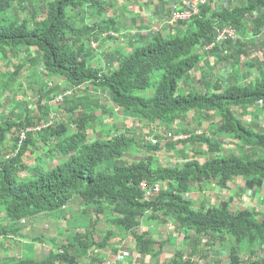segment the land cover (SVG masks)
Segmentation results:
<instances>
[{
    "label": "trees",
    "instance_id": "16d2710c",
    "mask_svg": "<svg viewBox=\"0 0 264 264\" xmlns=\"http://www.w3.org/2000/svg\"><path fill=\"white\" fill-rule=\"evenodd\" d=\"M25 1L0 0V62L8 67V56H25L12 70L0 67V107L4 96L22 91L26 65L28 83L41 77L36 113L25 106L24 117L0 121V217L5 221L0 235L8 227L18 232L25 226L21 220L60 213L76 203L73 212L94 218L67 221L66 238L42 259L7 258L0 264H100L110 241L129 238L134 251L156 257L165 241L143 231L144 221L171 223L185 234L184 247L162 264H197L194 256L204 264H264V211L237 201L258 195L264 203V66L247 81L259 59L243 54L264 27V0L231 7H216L214 0L199 3L197 13L168 22L166 32L163 26L149 30L146 39H125L121 59L108 70L96 64L99 49L94 51L92 43L125 36L116 25L119 18L109 13L112 0H40L39 9ZM85 6L94 9L95 20L81 14ZM226 26L237 37L207 49L215 30ZM203 53L222 63L240 62L227 75L212 73L201 65ZM198 67L204 72L199 91L187 79ZM67 89L71 92L55 102ZM106 101L120 110L119 126L106 116ZM258 117L263 131L256 129ZM162 130H175L178 138L158 142L167 137ZM9 134L11 153L4 155ZM179 146L192 148L191 154L185 159L175 154L178 159L170 165L159 162L158 153L178 152ZM128 153L140 157L130 159ZM142 181L160 183L161 189L146 197ZM206 186L235 190L214 202L204 193ZM194 190L203 193L198 203ZM102 221L108 226L97 240L95 226ZM217 239L221 248L209 259ZM185 254L189 258L183 259Z\"/></svg>",
    "mask_w": 264,
    "mask_h": 264
},
{
    "label": "rangeland",
    "instance_id": "374dc122",
    "mask_svg": "<svg viewBox=\"0 0 264 264\" xmlns=\"http://www.w3.org/2000/svg\"><path fill=\"white\" fill-rule=\"evenodd\" d=\"M126 1L128 2L126 9H128V6L132 5V1L131 0H126ZM214 1H215L214 5L216 7H221V6L231 7V6L235 5V4L241 3L243 0H214ZM121 2H122L121 0H112L111 1L112 8H111L109 13H113V15H117V12H118L117 8L119 7L118 5H120ZM40 3H42L40 0H26L24 2V5L30 4L31 6H34L36 9H39L40 8ZM43 4H44V2H43ZM160 9L162 10L163 8L160 7ZM68 10H70V9H68ZM153 10H155V8L151 7V12L149 14H153ZM80 12H81V14L83 16H86V14L88 15L90 13L93 18L90 17V16H88V18L92 19V20L96 19V17L93 16L94 9L91 8L90 6L83 7ZM120 12H121V10H120ZM149 14H147V15H149ZM143 16H144V18L146 17V15H144V14H143ZM128 17H129V13L124 15V19L125 20H124L123 24L126 25V22L128 21L127 20ZM249 21H250V24H252L251 19ZM165 26H166V29L164 31L166 32L168 30V26L167 25H165ZM131 27L129 25H127L128 31L129 30L130 31L131 30H135L136 31V35H134L135 37H142L143 38V36H144V38L146 39L149 36L148 34L146 36L142 35L141 34V30L137 29L138 27H135L133 29ZM121 32H126V31L123 30ZM255 37H256V40H257L255 42V44H252V45L248 46L243 51L244 56H248L250 58H256L257 57L259 59V60H256L257 63H256V61H254L256 63V67L251 69V70L254 71V74L251 73L249 78L247 79V81L253 80L254 76H256L260 72L259 69L261 68V66H264V27L262 28V32L257 34ZM130 38H131V35H129V33H128L127 35L125 34V36H124V38H123V40L121 42H109V41H107V43L104 42L103 43L104 50L101 51V53L99 51V54H100V59H99L100 61L99 62H102V64H105L106 67L111 68V66L116 64L118 59H120L122 57L121 56L122 55V47L126 45L125 39H130ZM87 47H88V49L90 51H91L92 48H93L94 51H96V49L97 48L99 49L100 46H98L97 43H94V47L92 46V48H90V45L87 46ZM22 56H24V55H21V57H19V58H14L12 56H8V59H7L8 67L5 66V64H3L2 62H0L1 70H3V71H7L6 69L12 70L14 68V65L17 64L18 61L22 62V61L25 60V58H24L25 56L24 57H22ZM95 62L97 63L96 60H95ZM239 62H240V60L238 58H234V59L228 60L226 63H222V62L216 61L214 59V55L212 53H203L201 65L211 68L212 71H213L212 73H221L222 75H227L228 71H230L231 68L236 67V65H238ZM29 67H30V65H26L24 67L22 73L20 74V77L23 78V80H22V82H23L22 91H16L11 96H4L3 97L2 106L0 107V121H2L3 118L5 119V118H10L11 117V118H15L16 119L18 117H21V118L24 117V115L22 113V110L25 109V106L28 109H30V110H34V113H36L35 102H36V99H37V94H38L39 87L41 86V77H40V75H37V76L34 77L35 78V82L34 83H31V84L28 83V79H27L28 72L26 71V69L29 68ZM194 73H196V75L193 76V78L191 77L192 81L190 80V84H191V87H192L193 90L199 91V90L203 89V87H202L203 78L200 76V73H202V72H199L198 69H196V71L192 70V72H191V74H194ZM153 78L156 79L157 75H155ZM215 78L216 77L212 76V80H214ZM181 90L186 92L187 88L185 86H183L181 88ZM152 91H153V87L151 88L150 92H152ZM150 92H148V93H150ZM105 106L108 109V111H107V109L105 108L106 109V111H105L106 112L105 113L106 116L111 118L112 122L116 123L114 126H116V125L119 126L122 123V117H121L120 110L114 108L113 104L111 102H109V101H106V105ZM111 110H114L112 112H115V110H118V111L114 114V113H111ZM53 116H55V115L53 114ZM190 118L194 122L196 120V114L193 115L192 113H190ZM245 119L248 121L249 120V115L245 116ZM261 120H262L261 117H258V119L256 120V121L259 122L258 126L256 127V129L260 130V131H263L264 130L263 129L264 126L262 127L263 122ZM219 122H220V120L217 121L216 124L219 123ZM194 123H196V121ZM246 123H248V122H246ZM214 124H213V126H214ZM144 131H148L147 128H145ZM162 131H163L162 133L164 135H166L167 137L162 138V137L159 136L160 138L159 139L157 138L158 142L161 141L162 143H166L168 138L171 141L177 139L175 137V130H172L171 132L170 131L166 132V130H162ZM173 135H174V137H173ZM142 136H140V137H142ZM152 137L156 138L154 136H152ZM12 144H13V137L9 134V135H7L6 141L4 142V145L2 147V154L9 155L11 153L10 149L12 147ZM229 144L230 143H228L227 145H229ZM177 148H178L177 149L178 152H176V150L174 149V150H172V152L170 154L165 155V156L162 155L163 153H158L157 158H158L159 162H161L163 164H169L170 165V164L175 163L176 159H178V158H182V159L187 158L192 152V148H190V147H185L184 148V147L179 146ZM175 154H177L178 158L175 156ZM139 157H140V155L137 154V153H134V154L128 153V158H130V159H138ZM199 158H201V156H199ZM60 161H62V157H60L59 159H55V160L51 159L50 161H48L49 163H48L47 167L50 168V167H52L53 165H55L56 163H58ZM31 163H34V162L32 161ZM233 190H235L233 187L231 189V192H229L227 190L219 189L217 186L212 188V189L209 186H206L205 190H204V193L206 194V196H209L210 198H212L214 202H218L220 199L227 197V194L233 193L234 192ZM191 193H192L191 195L193 196L194 201L198 203L199 202V198L203 194L202 191H200V190L195 191L194 190ZM241 199L243 200L244 204L241 203V201L238 199L237 201H238L239 205H245V206H248L250 208L254 207L257 210H259L260 212L264 211V203H262V201H261L260 197H258V195L255 196L254 199L251 198L250 200L244 198V196H242ZM78 208H79V205H77V203H76V204L69 205L67 207V209L63 210V212L51 213V214L50 213H46L45 215H42L43 217H46V218H43V217L40 218V216L38 218L30 217V218H27V221H26L27 225H26V222H25V225L31 227V225L36 220H37V222L41 223L42 222L41 219L47 220V218H48L49 219L48 223L49 222L50 223L53 222L54 224L57 225L56 230L59 231L58 232L59 235H64L63 230L65 229V227H64L65 226L64 225L65 221H75L76 220L75 218H77V219L78 218H82V219L85 218V221L88 222V221H91L94 218V216H92V218H90V214H88V213L87 214H83V212H80V213L77 214V212H73V210H77ZM63 213H65V214H63ZM39 215H41V214H39ZM66 215H67V217H66ZM45 220L43 221V223L41 225V229L38 226L36 228V230H35V232L36 231L39 232L40 230H41V232L39 234H34V232H33L32 235L45 237L44 233H46V231L49 232V230H50L49 227H44ZM23 221H25V220H23ZM144 222H146V221H144ZM143 224L145 225V223H143ZM163 225H165V224H163ZM97 226L99 228H102V226H105L107 228L108 223H105V221L104 222H99V224L97 223ZM106 228L101 230V232H98V230L94 231V234H95V237L97 238V240H99L102 237V235L106 231ZM81 229L83 230V228H81ZM96 231L99 233V235H96ZM150 231H151V229H150ZM151 232H153V231H151ZM56 235H58V234H56ZM181 237H182V235H181ZM63 239L64 238H61V239H59V241L60 240L64 241ZM206 239H203V242ZM204 248L206 249V247H204ZM219 248H221V245L219 243V240L217 239L215 241L214 246L212 248L208 249V251L211 250L209 252V259L215 257V255L218 252ZM261 254L263 256V251H262ZM195 257H197V256H195ZM221 259L224 262H226L227 259H228V256H223ZM199 260L192 261V263H194V262H196L197 264H204L205 263V259L201 258Z\"/></svg>",
    "mask_w": 264,
    "mask_h": 264
},
{
    "label": "crops",
    "instance_id": "0c3cea01",
    "mask_svg": "<svg viewBox=\"0 0 264 264\" xmlns=\"http://www.w3.org/2000/svg\"><path fill=\"white\" fill-rule=\"evenodd\" d=\"M121 1L122 2L120 3V5H118L119 7L117 8L118 12L116 16L119 18L116 24L117 27L119 28L120 31L123 30L128 31L127 25H129L130 27L132 26L131 27L132 29L138 27L137 29L141 30L142 35L147 34L149 30L155 31L158 30L159 28L162 29L163 26H165L168 23L167 17L169 16V14L171 12H174L180 7L179 0H131L132 5L131 6L129 5L128 9H126L128 2L126 0H121ZM151 7L155 8V10H153V14H149L151 12ZM160 7L163 9L161 10ZM127 13H129V17L125 25L123 24L125 20L124 15ZM143 14L146 15L147 18L146 17L144 18ZM88 16L91 17V14L90 13L88 15L86 14V17ZM122 40L118 42H121ZM109 42H114V41H109ZM103 50H104V45L100 44L99 50L95 52L97 54L96 64L103 65V67L106 70L114 68L121 58L118 59L116 64L112 65L113 67L112 66L111 68L106 67L105 64L99 62L100 61L99 51L101 53V51ZM262 67L263 66H261V68ZM261 68L259 70H261ZM199 70L200 67H198V71ZM251 71H252L251 73L254 74V71L253 70ZM203 74H204L203 72L200 73V76L203 77ZM259 74L260 72L257 75ZM195 75L196 73L194 74L190 73L187 79L192 81L191 77L193 78V76ZM45 214L46 213L41 215H36L32 218H38L39 216L40 218H42L43 217L42 215ZM0 219H1L0 220V228H1V226L4 225L5 221L2 220L1 217ZM41 220H42L41 223L37 222V220L35 222L33 221L34 223L31 225V227L26 225L25 226L21 225V229L18 230V232L17 231L15 232L14 228L8 227L4 229L3 233H5L6 235H2V234L0 235V263L3 262L4 260L7 261V258H9V260L11 261L14 259H21L24 257H30L36 260L42 259L50 252V250L55 249L57 243H62V241L61 240L59 241V239L61 238L65 239L67 235L65 234H64L65 236L59 235L58 233L59 231L56 230L57 225L54 224L53 222L48 223L49 220L48 218L47 220L45 219H41ZM44 220H45L44 227H49L50 228L49 232L46 231V233H44L45 237L32 235L33 232L34 234H39L41 232V230L39 232L37 231L35 232V230L38 226L41 229V225ZM26 221L27 219L25 220V222ZM22 222L25 223L23 220ZM146 222H143L145 223L144 226H146L147 230L152 234V237L155 239V241H163V240L165 241L158 256L153 257L148 254L137 253L136 251H134V241L133 239L130 238L121 241H118V239L110 241L109 243L110 245H108L105 248V250L102 251L101 255L106 256V258L117 257L119 264H162L163 262L171 260L174 257V254L178 250V248L184 247L185 234L178 231V229L173 224L164 223L165 225H163L162 223L160 224L159 221L158 222L146 221ZM64 225H65L64 227L66 228L67 221H65ZM96 228L100 229L98 230V232H101V230L105 229L106 227L102 226L103 228L102 229L96 225L95 229ZM150 229L153 232H151ZM98 232L96 231V235H99ZM56 234H58L59 236ZM111 247L116 248V251L115 252L112 251ZM159 247L160 246L158 244L155 245V249H158Z\"/></svg>",
    "mask_w": 264,
    "mask_h": 264
},
{
    "label": "built area",
    "instance_id": "2783aa9c",
    "mask_svg": "<svg viewBox=\"0 0 264 264\" xmlns=\"http://www.w3.org/2000/svg\"><path fill=\"white\" fill-rule=\"evenodd\" d=\"M180 8H178L177 10H175L172 14V18L171 20H168V22H174L175 20H187L189 19L193 14L197 13V5L199 3H205L206 0H180ZM127 35L129 33V35H131V37L134 38V35H136V31L135 30H131L130 32H122V35ZM110 34L112 35H117L116 33L111 32ZM237 37V34L235 32V30L233 28L230 27H223V28H217L215 30V34H214V41L213 43L207 47V49L211 48L214 44H220L222 42H224L225 40H228L230 38L234 39ZM92 46L94 47V43H92ZM70 90H64L63 92H60L56 97H55V102H61L63 100V96L70 93ZM38 127H35L34 129H37ZM31 129V128H29ZM176 138H178V136L175 135ZM182 138V136H180ZM184 137V136H183ZM147 140H150L152 143H156L157 142V138H153L152 136H146L145 137ZM24 139V132H22L20 134V140H19V144L21 143V141ZM141 189L145 192L146 197H148L149 195H151L153 192H159L161 189V184L160 183H154V184H149L146 181H142L141 182ZM141 229L143 231L147 230L146 226H144V224H141ZM204 239V238H203ZM264 254V252H263ZM189 258L188 254H185L183 259H187ZM201 259L200 257H193L192 261H197ZM200 261V260H199ZM100 264H119L118 258L117 257H109L106 260L102 261Z\"/></svg>",
    "mask_w": 264,
    "mask_h": 264
}]
</instances>
